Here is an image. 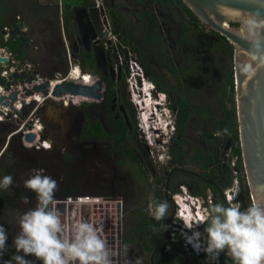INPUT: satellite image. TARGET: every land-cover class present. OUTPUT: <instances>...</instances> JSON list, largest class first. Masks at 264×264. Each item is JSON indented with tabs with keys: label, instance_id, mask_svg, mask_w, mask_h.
<instances>
[{
	"label": "flooded vegetation",
	"instance_id": "af4514ba",
	"mask_svg": "<svg viewBox=\"0 0 264 264\" xmlns=\"http://www.w3.org/2000/svg\"><path fill=\"white\" fill-rule=\"evenodd\" d=\"M50 1L55 5L44 8L30 0L34 21L28 19L26 12L23 17L6 9L4 24L19 17L26 27L17 38L12 33L10 35L9 42L16 46L14 52L17 55L27 56L38 51L40 57L43 53V67L50 59L54 62L51 67L55 68L54 71H64L62 75L66 74L68 63L74 60L76 63L73 64L78 65L81 74L89 77V81L85 78L79 85L100 82L97 98L76 96L72 101L79 115L85 107L92 109V117L82 119L77 142L81 145L108 143V152L135 166V179L146 188V197L141 202L132 203L137 206L133 215L135 225L127 230L126 237L120 235L123 201L110 200L117 214L112 222L116 229L113 263L165 264L166 256L171 264H179L182 252L188 250L198 256L197 264H205L207 254L203 247L207 241V225L194 222L192 230L182 231L184 236H181L178 231L183 230V225L180 228L177 209L179 202H184L198 221L199 214L211 205L228 206L226 196L234 195L231 202L234 204L241 205L243 200L238 164L234 168L230 165L233 158L231 141L220 138L223 134L211 135L224 117L221 97L231 77L234 90L232 45L201 23L185 5L181 8L176 3L162 4L159 0ZM67 4L69 9L66 10ZM18 8L22 10L21 6ZM84 8L95 9L94 16L99 25L94 29L80 26L79 30L76 25V18L82 17ZM67 11L70 13L68 24L63 20ZM99 13L107 21L106 32L102 29ZM228 51H231V57ZM27 57L25 59L32 62L33 58ZM129 59L137 64L140 75L129 72ZM219 59L221 63L216 65L215 61ZM90 62L93 67L89 66ZM118 62L122 65L114 72L113 67ZM80 65H85V71L89 73L83 72ZM54 75L49 76L50 79ZM160 85L165 90L159 89ZM68 102L62 106L64 109L68 108ZM212 105L221 118L213 117ZM181 113H186L182 124L178 123ZM93 127H98L100 134L82 136L84 130ZM187 129L197 132L192 141L183 132ZM121 132L126 136V149L132 151L135 161L121 148L116 149ZM211 147L213 151L209 152ZM186 154L190 157H185ZM145 156L149 162L159 165L157 173L149 166L141 167ZM198 157L204 158L203 163L196 161ZM214 167L223 171L219 173L220 181L231 180L230 186L224 189L214 185L216 193L212 191L210 178ZM226 169L231 176H227ZM234 186L238 188L236 193L231 191ZM153 201H166L169 205L162 224L149 214V205ZM181 209L188 212L183 206ZM180 217L185 221L190 219L184 213ZM187 238L193 243L189 244Z\"/></svg>",
	"mask_w": 264,
	"mask_h": 264
},
{
	"label": "rangeland",
	"instance_id": "374dc122",
	"mask_svg": "<svg viewBox=\"0 0 264 264\" xmlns=\"http://www.w3.org/2000/svg\"><path fill=\"white\" fill-rule=\"evenodd\" d=\"M33 1L38 6L44 8L48 5H55L53 1L51 3V1L48 0ZM18 6L22 7L21 11ZM31 8L30 0H0V18L6 20L4 16L7 13L6 9H9L13 11V15L16 14L23 17V14L26 12L28 19L30 17V19L32 18V21H34ZM37 15L38 14L34 16L35 20ZM44 17L45 16H43V18ZM38 59H40L39 56ZM70 62L71 64L76 63L74 60ZM215 63L219 65L221 60H216ZM37 65L38 73L44 78L50 79L54 74L62 75L64 72L54 71L55 68L53 69V67ZM227 68L229 71V65ZM231 69L233 70V66ZM83 72L89 73L88 71L86 72L85 69ZM67 83L75 84L73 82H66V84ZM64 96L61 98L67 100L68 98ZM69 102L66 106L68 108L64 109L61 101L58 103L47 100L37 112V116L43 123L44 132L42 138H48L52 141L51 151H36L35 149L24 150L20 146V139L15 138L11 140L3 156L0 158V180H2L4 176L12 177L11 186L7 190L0 189V225L4 227L8 236L7 250L4 252L3 256L0 257V264H4L5 261L10 260L14 255L22 254L16 252L13 241L20 232L19 218L28 210L33 209L37 204L36 193L24 186V181L30 178L33 169H43L45 175L56 180L57 189L54 194L56 207L62 214V219L69 228L75 220L80 219L90 222L96 227H100L103 237H105L104 227L112 223H110V221L112 220L111 217H114L116 207L113 205V202L110 204L113 205V208L109 207V204L107 205L103 199L109 202L110 200L116 202L118 199L123 201L120 218L121 237H126L127 230L135 225V217H133V215L136 214L137 206L132 203L141 202L144 197H146V188L142 186L144 184L142 182L138 184L137 179H135V166L128 164L123 157L108 152V143L98 145L79 144L77 142V136L82 124V119L85 117L91 118L90 112L92 109L85 107L79 115V110L75 108L76 105L72 104L71 100H69ZM211 111H213L211 113L215 119L221 118V114L215 107H213ZM4 130L6 129L0 131V146L3 144L2 135L5 132ZM183 132L186 134L187 138H190L189 141H192L197 134L194 130L189 129ZM1 149L2 146L0 147V150ZM212 149L211 147L209 152ZM185 157L190 156L186 154ZM141 164V167L144 168L149 166L152 168L153 172L157 173L156 167L158 168L159 165L155 164L153 161L149 162L146 156ZM185 164H187V162ZM138 167L140 170V165H138ZM194 169L196 170V167ZM240 177H243V175L240 174ZM61 194L69 195L60 198L59 195ZM23 197L28 198L27 203L24 202L22 199ZM73 197H95L99 198L100 201L95 203L92 207L86 206L82 209H76L70 206L64 207V205H61L63 201ZM243 201H247V203L249 202V206L251 205L249 197H243ZM109 232L111 233V231ZM197 257L198 256L195 255L193 256V254L187 250L186 252H182L179 257V264H197L199 261ZM25 258L32 261L33 264H40L34 256H27ZM13 264H15V262H13Z\"/></svg>",
	"mask_w": 264,
	"mask_h": 264
},
{
	"label": "clouds",
	"instance_id": "9594fccd",
	"mask_svg": "<svg viewBox=\"0 0 264 264\" xmlns=\"http://www.w3.org/2000/svg\"><path fill=\"white\" fill-rule=\"evenodd\" d=\"M225 14L239 22L242 34L254 33L257 28L264 27V21L258 23L251 16L243 17L228 10ZM222 134H227V129L223 133L216 132L217 136ZM32 171L24 186L36 193L37 204L19 218L20 232L13 241L16 252L22 254L14 255L4 264H33L25 258L27 256H34L40 264H113L112 249L103 237L102 229L80 219L69 228L56 207V180L45 175L43 169ZM11 184L12 177L4 176L0 180V189L7 190ZM231 191L236 193L238 188L234 186ZM22 199L28 202L27 197ZM227 199L228 206L213 204L199 214L198 221L190 214L188 205H184L190 219L183 221V231L192 230L194 222L207 225L203 251L209 261L218 260L220 253L225 252L233 264H264V204L253 203L242 211L238 203H231L234 195ZM168 208L166 201H153L149 205V214L161 221ZM7 240L6 230L0 225V257L7 250Z\"/></svg>",
	"mask_w": 264,
	"mask_h": 264
},
{
	"label": "water",
	"instance_id": "95a60500",
	"mask_svg": "<svg viewBox=\"0 0 264 264\" xmlns=\"http://www.w3.org/2000/svg\"><path fill=\"white\" fill-rule=\"evenodd\" d=\"M181 1L201 23L233 47L234 109L246 188L251 204H264V27L257 28L254 33L242 34L239 22L225 14V10L238 12L259 23L264 21V0ZM94 14L95 9H82V17L76 18L78 29H94L99 25ZM47 88L45 84L36 91L44 95ZM99 89V81L90 86L65 83L53 87L51 95L54 98L66 94L97 98ZM27 140L33 141L34 138L28 136ZM219 256L221 262L227 264L221 254Z\"/></svg>",
	"mask_w": 264,
	"mask_h": 264
},
{
	"label": "built area",
	"instance_id": "2783aa9c",
	"mask_svg": "<svg viewBox=\"0 0 264 264\" xmlns=\"http://www.w3.org/2000/svg\"><path fill=\"white\" fill-rule=\"evenodd\" d=\"M97 5L98 4L95 3L96 7ZM98 15L102 22V29L106 32L107 21L102 13H99ZM18 25H21L20 28H18ZM25 30L26 27L22 25L19 17H16L15 21L10 24H3L0 26V131L6 129L2 135L3 144H1L2 149L0 150V158L3 156L11 140H14L15 138L20 139V146L24 150L35 149L36 151H51V141L48 138H42L44 129L41 120L37 116V112L39 108L42 107L43 103L47 100H51V98L60 99L62 106H64L63 99L65 98H61L62 96L60 98L52 97L51 92L53 88H50V85L52 82L60 83L59 85L70 82L66 81L68 79L70 70L72 68L78 69V65L71 64L70 62L67 65V72L65 75L56 74L52 79L42 77L38 73V65H34L31 61L26 60L25 58L27 56L17 55V53L7 46V43L11 40V33L17 38L23 34ZM121 65V62L116 63L113 67L114 72ZM127 68L131 74L134 73L136 75H140V70L132 59L127 61ZM45 84L48 85V88L46 89V93L44 95L41 92L36 91L37 88ZM64 97H66V95ZM37 99L38 101H36ZM60 101L57 102L59 103ZM28 136H32L34 140L28 141ZM236 163H238V159L237 157H233L230 164L231 167L234 168ZM233 174L237 176L235 171ZM235 185L237 186L238 184L235 183ZM227 197L228 196H226L225 200L227 203H229ZM99 201L100 199L95 197H73L66 199V201L61 203V205H64V207L70 206L76 209H82L86 206L92 207ZM103 201L107 203V205L109 204V207L113 208L112 206L114 204L110 205L112 202L105 201L104 199ZM180 204L183 207H185V204L184 202L180 201L178 204L179 209H177L179 216L178 218L180 221L179 226L182 228L184 219L180 217V215L183 213V209H181L182 206H180ZM116 216L117 214L114 211V217L112 220H114ZM112 220L110 223L113 222ZM113 225L114 224L111 223L108 224L107 227H104V238L107 240L112 250L115 247L116 237V229L113 228ZM175 230L176 229H174V231ZM109 231H111V233ZM182 231L183 230H179L178 233H180L181 236H184ZM186 240L190 243L193 242L189 238Z\"/></svg>",
	"mask_w": 264,
	"mask_h": 264
},
{
	"label": "trees",
	"instance_id": "16d2710c",
	"mask_svg": "<svg viewBox=\"0 0 264 264\" xmlns=\"http://www.w3.org/2000/svg\"><path fill=\"white\" fill-rule=\"evenodd\" d=\"M162 4H173L176 3L178 4L181 8H185L183 2L181 0H159ZM66 10L69 9L68 4L66 5ZM63 20L65 23L68 24L69 20H70V13L67 11V14H64ZM196 22L198 23V21L196 20ZM4 24V20H2L0 18V26ZM9 48L13 51L16 50V46L14 44H12L11 42H9L8 44ZM229 54V57H231V51L227 52ZM89 66H92V63H89ZM81 70L85 69V65H80ZM233 78L231 77L230 80H228V82L226 83V90L224 89L222 92V108H223V112H224V117L222 120H220L214 131H212L211 135L214 136L216 135L217 131H220L223 133V130L227 129V134H223L222 136H220V138H224V139H229L231 141V147H232V156L233 157H237L238 159V165H237V170L238 172H240V174L243 175L242 179H241V184H242V194L243 197H248V191H247V185H246V181H245V176H244V170L242 167V160H241V150H240V143H239V134L237 132V127H236V119H235V109H234V90H233ZM159 89L161 90H165L161 85L159 86ZM184 103V102H182ZM182 115H179V120L178 123H183L185 121V114L186 113H181ZM178 130L181 131V127L178 126ZM96 135V134H100V130L98 127H93L92 129H86L83 131L82 136L83 137H90V135ZM81 136V137H82ZM219 138V139H220ZM218 139V140H219ZM117 148H121L123 152H125L127 155L131 156V158L135 161L134 155L132 153V151L129 149H126V136L124 135V132H121L120 137L118 138V140L116 141V149ZM180 156H182L181 152L179 153V158H181ZM175 160H177V158H174ZM198 162H202L204 161V158L202 157H198L197 160ZM212 163H213V159H212ZM203 168L207 169L208 166L207 165H203ZM227 173V176H231V173L228 169L225 170ZM223 172L222 170H217L215 167L212 169L211 171V175L210 178L212 180L213 185L212 187V191L214 193H216V187L214 185H218V187H221L222 189L226 188L227 186H230L231 184V180L227 178L226 181H220L219 179V173ZM69 194H61L59 195V197L63 198V197H67ZM160 198V197H159ZM241 210L243 211L244 209H246L249 206V202L247 203V201H241ZM157 221V220H156ZM160 224L164 223V219L159 221ZM221 257L224 258L225 262L227 264H233L231 258H229L228 256L225 255V252H221ZM174 260L176 261L177 258L174 257ZM165 264H171L170 262H168V258L165 256ZM205 264H223L220 260V256L218 257V260L216 261H209L208 258H206L205 260Z\"/></svg>",
	"mask_w": 264,
	"mask_h": 264
},
{
	"label": "bare ground",
	"instance_id": "6f19581e",
	"mask_svg": "<svg viewBox=\"0 0 264 264\" xmlns=\"http://www.w3.org/2000/svg\"><path fill=\"white\" fill-rule=\"evenodd\" d=\"M85 78H88L87 80L89 81V77L88 76H86V75H83V74H81V71H80V69L78 70L77 68H72L71 70H70V73H69V76H68V79L66 80V81H70V82H73V83H75V84H79L81 81L83 82V80L85 79ZM60 83H51V85H50V88H53V87H55V85H59ZM52 93V92H51ZM52 96V95H51ZM64 96V95H63ZM69 96V98L70 97H72V98H68L67 100H65V99H63V101H64V104L66 103V102H68L69 100H71V101H73V99H74V101H75V98H76V96H73V95H67L66 94V98ZM34 99H36V98H34ZM51 100L53 101V102H57V101H60V99H53V98H51ZM34 101V100H33ZM36 101H38V99L36 100ZM183 213L184 214H186V211H184L183 210ZM193 243V242H192Z\"/></svg>",
	"mask_w": 264,
	"mask_h": 264
},
{
	"label": "crops",
	"instance_id": "0c3cea01",
	"mask_svg": "<svg viewBox=\"0 0 264 264\" xmlns=\"http://www.w3.org/2000/svg\"><path fill=\"white\" fill-rule=\"evenodd\" d=\"M22 1H27V0H22ZM48 1H50V0H48ZM54 2V1H53ZM51 3H52V1H51ZM55 3V2H54ZM40 48H41V46H39ZM40 51H43V49L41 48V50ZM42 53V52H41ZM43 54V53H42ZM27 59L29 58H33V60H32V62H34V63H36V64H39V65H41V66H44L43 65V63H42V60H43V55H40V59H38V56H39V52L38 51H36V52H34L32 55L31 54H27ZM36 61V62H35ZM44 61V60H43ZM44 63H45V61H44ZM54 65V62L52 61V60H47L46 61V65H45V67H51V66H53ZM54 67V66H53Z\"/></svg>",
	"mask_w": 264,
	"mask_h": 264
}]
</instances>
